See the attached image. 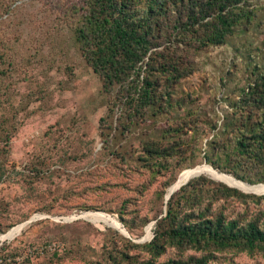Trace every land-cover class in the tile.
Segmentation results:
<instances>
[{
    "label": "rangeland",
    "instance_id": "rangeland-1",
    "mask_svg": "<svg viewBox=\"0 0 264 264\" xmlns=\"http://www.w3.org/2000/svg\"><path fill=\"white\" fill-rule=\"evenodd\" d=\"M237 11L222 43L200 46L176 32L162 39L164 54L181 58L180 74L166 85L155 73L159 98L139 112L128 87L104 89L73 27L48 0H18L0 15V264L143 258L132 244L153 237L167 190L184 169L209 167L219 176L194 177L236 187L224 175L258 190L230 172L226 156L264 119V108L245 95L264 72V0H242ZM226 204L241 221H264V199ZM189 255L200 252L169 248L157 261ZM208 264H264V252H218Z\"/></svg>",
    "mask_w": 264,
    "mask_h": 264
},
{
    "label": "trees",
    "instance_id": "trees-1",
    "mask_svg": "<svg viewBox=\"0 0 264 264\" xmlns=\"http://www.w3.org/2000/svg\"><path fill=\"white\" fill-rule=\"evenodd\" d=\"M17 1L0 0V15H7ZM241 1L48 0V4L73 27L85 60L102 77L104 89L128 87L133 92L128 96L134 111L139 112L159 98L155 73L164 77L166 85L180 74L181 58L170 60L160 49L162 39L176 32L182 38L190 34L200 46L222 43L241 16L237 11ZM248 94L264 108V72L245 92ZM226 160L236 178L264 183V119L238 136L235 154L227 153ZM253 172L261 175L255 179ZM247 199L259 201L264 194L245 193L204 175L194 177L166 200L165 213L155 221L153 237L144 244H132L141 249L143 258L112 257L108 264H208L218 252H264V221H241L233 215L234 210L227 211L229 204L225 205L228 201L247 203ZM169 248L180 254L192 249L200 255L157 261Z\"/></svg>",
    "mask_w": 264,
    "mask_h": 264
},
{
    "label": "bare ground",
    "instance_id": "bare-ground-1",
    "mask_svg": "<svg viewBox=\"0 0 264 264\" xmlns=\"http://www.w3.org/2000/svg\"><path fill=\"white\" fill-rule=\"evenodd\" d=\"M203 166H196V167H193V168H188V169H185L184 171H182L181 173H180V175H179V177H178V179H177V181L171 186V188H170V190H169V192L171 191V190H173V189H175L177 186H179L180 184H182L183 182H185L188 178H191L193 175H196V174H200V173H202L203 171H208V172H210V173H212V174H214V175H217V176H219L215 171H213V169H211V168H209V167H205V168H202ZM212 177H214V176H212ZM220 177H223L226 181H228V182H226L225 180H223V179H221V178H216V177H214V178H216V179H219V180H222V181H224V182H226V183H228V184H230V185H232L233 184V186H236V187H238V188H240V189H243V190H245V191H250V192H254V191H264V183H262V184H259V186L258 187H256L255 189H258V190H251L252 188H250V187H248V186H246L245 184H243V183H240V182H238V181H234V180H232V179H230L229 177H227V176H224V175H221ZM250 184V183H249ZM238 185V186H237ZM253 185H256L257 186V184H253ZM260 185H262V186H260ZM240 186V187H239ZM263 189V190H262ZM168 192V193H169ZM258 193V192H257ZM86 217H89V218H92V219H95V220H104L105 222H107V223H109V221L111 220V218L110 217H107L105 214H103V213H88L87 215H86ZM113 223V222H112ZM118 224H119V229L122 231V232H125V229H123V227L121 226V224L118 222ZM20 226H23V224L22 225H20ZM9 232V231H8ZM15 232V230L14 231H12L11 233H9V235H11V234H13ZM8 236V235H7Z\"/></svg>",
    "mask_w": 264,
    "mask_h": 264
},
{
    "label": "water",
    "instance_id": "water-1",
    "mask_svg": "<svg viewBox=\"0 0 264 264\" xmlns=\"http://www.w3.org/2000/svg\"><path fill=\"white\" fill-rule=\"evenodd\" d=\"M196 175H199V174H196ZM196 175H193L192 177H194V176H196ZM189 179H190V178H188L185 182H183L182 184H180L179 186H177L175 189L171 190V191L166 195L165 198L168 199L169 196H170L174 191H176L178 188H180L181 185H183L184 183H186ZM259 184H262V183H257V185H259ZM262 193H264V192H262ZM29 221H30V220H29ZM27 222H28V221H27ZM27 222H24V223H27ZM123 229H124V228H123ZM123 233H126V231L123 232Z\"/></svg>",
    "mask_w": 264,
    "mask_h": 264
},
{
    "label": "built area",
    "instance_id": "built-area-1",
    "mask_svg": "<svg viewBox=\"0 0 264 264\" xmlns=\"http://www.w3.org/2000/svg\"><path fill=\"white\" fill-rule=\"evenodd\" d=\"M54 247V245L51 247V245H48V248L52 249Z\"/></svg>",
    "mask_w": 264,
    "mask_h": 264
}]
</instances>
